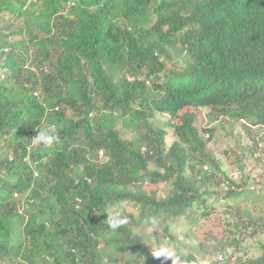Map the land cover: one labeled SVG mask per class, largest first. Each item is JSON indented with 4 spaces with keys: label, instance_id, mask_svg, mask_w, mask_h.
<instances>
[{
    "label": "trees",
    "instance_id": "1",
    "mask_svg": "<svg viewBox=\"0 0 264 264\" xmlns=\"http://www.w3.org/2000/svg\"><path fill=\"white\" fill-rule=\"evenodd\" d=\"M190 108L264 124V0H0V264H112L131 248L140 258L119 264H157L127 224L108 229L105 208L124 201L162 233L215 211L222 236L209 240L226 260L264 235V195L243 196L250 173L222 170ZM164 113L169 146L153 124ZM53 123L60 143L32 145ZM256 244L249 264H264Z\"/></svg>",
    "mask_w": 264,
    "mask_h": 264
},
{
    "label": "rangeland",
    "instance_id": "2",
    "mask_svg": "<svg viewBox=\"0 0 264 264\" xmlns=\"http://www.w3.org/2000/svg\"><path fill=\"white\" fill-rule=\"evenodd\" d=\"M13 27L21 25L20 19H13ZM36 35H41L40 32H36ZM179 65L181 62L178 63ZM195 114V124L202 131L206 128L212 129L210 133V138L207 140V148L212 152L216 161L221 166L222 170L232 175V177L238 180V174L236 169L238 166L245 168V170L250 173L251 180L255 179V182L259 179L264 183V173H260L263 161H256L252 157H248L249 150L256 152L257 156H262L264 154V124L252 125L250 122L241 120L234 121L226 119L224 121L217 115L215 111L212 110H202L190 108ZM182 112V111H181ZM177 121V120H175ZM168 115L165 113L162 115H156L153 119V124L156 127L164 126L169 129L165 136L166 144L169 146L174 140L173 133L167 126ZM127 129V130H126ZM120 128V136L122 138H129L134 133L131 127ZM203 137L206 131H202ZM255 142V143H254ZM100 154V152H98ZM106 157L101 154L100 159L103 161ZM260 164V165H259ZM148 168L150 170L160 169L159 166L154 162L150 161ZM212 170L219 177H221L220 172L216 171L215 168H208V171ZM207 171V170H206ZM254 175V177H252ZM248 180V183H249ZM145 184V183H144ZM143 184V185H144ZM198 185V184H197ZM252 186V183H249ZM258 186V185H257ZM146 190L153 189L157 190L155 186L144 185ZM170 185H165L157 190L158 196H165L166 192L169 190ZM253 187L247 188L243 192V196L246 197L247 194L253 195H264L260 190ZM209 191L212 192L213 188L208 187ZM204 188H200V191ZM216 191V188H215ZM249 195V197H250ZM214 197L207 199V203H211L213 207L217 205ZM251 202L248 201L245 205L249 206ZM115 204L109 205L105 210H111ZM258 207L257 210L261 209V205L255 204ZM264 207V202L262 203ZM122 216L127 217V225L135 232L139 233L142 237V243L146 245V249L152 256L151 251H154L159 246H171L180 258L184 255L193 254L201 260V264H249L250 257L259 255L261 249L259 245L256 244V240H264V235H261L255 239L249 238L245 240L242 244L241 250L238 253H234L233 256L226 260L225 256L222 255V259H218L216 254L215 245L213 241L209 238L215 237L220 239L222 236V227L220 219L214 211L211 216H206L200 211V208L189 211L184 216H178L176 218H168L167 226L168 229L165 233H162V222L155 221L153 219L147 222L139 223L136 221L138 216V210L129 201H124L119 206ZM103 252L106 249H101ZM140 251L136 248H131L128 252H124L123 256L120 258L114 257L112 264H119L120 260H127L130 258H140ZM120 258V259H119ZM157 264H165V261L161 258L152 257Z\"/></svg>",
    "mask_w": 264,
    "mask_h": 264
},
{
    "label": "clouds",
    "instance_id": "3",
    "mask_svg": "<svg viewBox=\"0 0 264 264\" xmlns=\"http://www.w3.org/2000/svg\"><path fill=\"white\" fill-rule=\"evenodd\" d=\"M60 139L57 126L53 123L48 124L46 128L41 129L38 127L37 134L30 141L32 145L38 148L40 145L51 146L54 143L59 144ZM105 214L108 229L112 232H115L127 223V217L122 216L119 206H114L111 210L105 211ZM151 253L155 258L163 257L170 259L171 264H185L171 246H159L154 251H151Z\"/></svg>",
    "mask_w": 264,
    "mask_h": 264
},
{
    "label": "built area",
    "instance_id": "4",
    "mask_svg": "<svg viewBox=\"0 0 264 264\" xmlns=\"http://www.w3.org/2000/svg\"><path fill=\"white\" fill-rule=\"evenodd\" d=\"M99 152H100L99 156H101L102 151L99 150ZM260 173H264V161H263V164H262V168L260 169ZM252 177H254V175H252ZM254 181H255V179H253V178H252L251 180H249V183H250V182L252 183L251 188L254 187ZM217 258H218V259H222V255L219 254V255L217 256Z\"/></svg>",
    "mask_w": 264,
    "mask_h": 264
},
{
    "label": "crops",
    "instance_id": "5",
    "mask_svg": "<svg viewBox=\"0 0 264 264\" xmlns=\"http://www.w3.org/2000/svg\"><path fill=\"white\" fill-rule=\"evenodd\" d=\"M260 255V254H259Z\"/></svg>",
    "mask_w": 264,
    "mask_h": 264
}]
</instances>
